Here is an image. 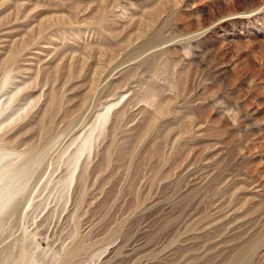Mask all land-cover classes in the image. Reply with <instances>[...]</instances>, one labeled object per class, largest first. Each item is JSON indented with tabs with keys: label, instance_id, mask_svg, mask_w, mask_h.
Instances as JSON below:
<instances>
[{
	"label": "rangeland",
	"instance_id": "obj_1",
	"mask_svg": "<svg viewBox=\"0 0 264 264\" xmlns=\"http://www.w3.org/2000/svg\"><path fill=\"white\" fill-rule=\"evenodd\" d=\"M0 112L33 197L0 249L264 264V0H0Z\"/></svg>",
	"mask_w": 264,
	"mask_h": 264
},
{
	"label": "bare ground",
	"instance_id": "obj_2",
	"mask_svg": "<svg viewBox=\"0 0 264 264\" xmlns=\"http://www.w3.org/2000/svg\"><path fill=\"white\" fill-rule=\"evenodd\" d=\"M190 53V52H189ZM188 53V54H189ZM192 53V52H191ZM109 105V104H108ZM114 106V104H113ZM111 110V105L106 106L105 107V111L103 113H99L97 114L94 122L91 124V126L88 128V131L85 132V136L82 139L81 144L78 146V148L76 149V152L74 153L73 156V169L72 171H75L77 169V163L80 160V158L83 156V154L85 153V151H88L91 149L92 147V136L94 131L97 129V127L99 126V124L103 125V123H106V120L108 119V117L110 116V111ZM1 114V112H0ZM110 118V117H109ZM107 124V123H106ZM105 126V124H104ZM102 127V126H101ZM82 136V135H81ZM79 136V137H81ZM80 139V138H79ZM1 146H0V161L1 159H3L4 154L1 153ZM28 154L29 156H33L35 149L34 147H29L28 149ZM89 152V151H88ZM92 152V150H91ZM28 157V156H27ZM26 159V158H25ZM12 164V163H11ZM79 164V163H78ZM10 165V164H9ZM7 168V169H5ZM4 168L3 172H1L2 174L0 175V219H3L5 217H11V216H15L17 220L19 221L22 217V215L24 214V211L27 208V204L31 203V201L33 202V197L31 200V194L27 191L26 189V182H24L22 185L19 184L18 186L16 185L17 182H19L22 179V174L23 171L19 170L18 168H8L7 166ZM30 171V170H29ZM24 175V174H23ZM72 175V174H71ZM73 176V175H72ZM73 178V177H71ZM73 180V179H72ZM71 180V181H72ZM2 183V184H1ZM30 187V186H29ZM26 189V191H25ZM31 190V189H30ZM32 204V203H31ZM30 209V208H29ZM26 213V212H25ZM26 216V215H25ZM15 218V220H16ZM10 219V218H9ZM7 219V220H9ZM4 220V219H3ZM2 220V221H3ZM5 220V221H7ZM16 220V221H17ZM1 221V222H2ZM0 222V223H1ZM4 224V223H3ZM17 224V222H16ZM1 226V225H0ZM2 229V228H0ZM20 229V227H19ZM26 229V228H25ZM3 231V230H2ZM37 231V230H36ZM35 231V232H36ZM39 231V229H38ZM25 232V231H24ZM77 232V231H76ZM26 233V232H25ZM79 233V232H78ZM41 234V233H39ZM35 237L38 235V233L34 234ZM22 236V235H21ZM39 236V235H38ZM76 236V235H75ZM77 237V236H76ZM22 237H20L21 239ZM19 239V240H20ZM37 240V237L35 238ZM16 240V239H15ZM18 240V239H17ZM11 241V240H9ZM75 241V240H74ZM80 241V240H79ZM77 242L74 246H70V248H68L66 250L65 255L63 256V258L61 259V261L59 262V264H72L74 258L78 255V253L81 250L85 249V246L83 244H81L80 242ZM22 242V241H21ZM37 242V241H36ZM44 242V241H43ZM76 242V241H75ZM83 242V241H82ZM8 243V242H7ZM41 243V241H40ZM74 243V242H73ZM11 244V243H10ZM15 244V243H14ZM13 244V245H14ZM17 244H19L17 242ZM16 244V245H17ZM86 244V243H85ZM5 245V244H4ZM27 246V245H26ZM14 247V246H13ZM16 247V246H15ZM14 247V249H15ZM23 247V246H22ZM21 247V248H22ZM12 246L7 245L4 248L0 249V262L1 264H37L35 263V261L31 258H29V254H27L28 258L26 257V255L24 254V252L22 251L24 248H20L21 251H19L18 255L14 256V249L12 251ZM18 248V247H17ZM248 248V247H247ZM25 250V249H24ZM65 250V249H64ZM249 250V249H248ZM18 252V251H17ZM28 252V251H27ZM241 252V251H240ZM14 253V254H13ZM242 253L247 254V252L245 253V251H243ZM2 256L6 257L4 260L2 259ZM14 256V257H13ZM239 256V255H238ZM3 257V258H4ZM31 257V256H30ZM235 257V256H234ZM241 257V256H240ZM61 258V257H60ZM239 258V257H238ZM238 258L236 260H238ZM240 261V260H239ZM238 262V261H237ZM48 264V263H47ZM56 264V263H54ZM232 264V263H231ZM237 264V263H236Z\"/></svg>",
	"mask_w": 264,
	"mask_h": 264
}]
</instances>
